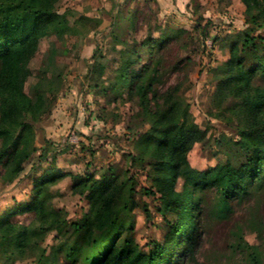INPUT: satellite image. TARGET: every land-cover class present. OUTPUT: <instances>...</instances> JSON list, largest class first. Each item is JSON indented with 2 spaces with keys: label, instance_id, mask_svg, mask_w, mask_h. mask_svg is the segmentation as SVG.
Listing matches in <instances>:
<instances>
[{
  "label": "rangeland",
  "instance_id": "rangeland-1",
  "mask_svg": "<svg viewBox=\"0 0 264 264\" xmlns=\"http://www.w3.org/2000/svg\"><path fill=\"white\" fill-rule=\"evenodd\" d=\"M57 9L67 16L70 30L42 41L25 84L32 95L41 82L39 89L53 104L35 122L37 151L23 170L15 175L0 164V216L33 199L35 179L46 169L55 166L64 175L45 192L44 216L15 213L14 222L36 228L39 235L27 252L0 258V264H81L70 249L77 235L74 223L87 217L90 201L88 191L74 188L72 175L100 177L109 167L136 189L128 213L140 247L147 250L164 240L167 221L159 210L160 194L147 193L155 189L151 158H139L138 144L151 125L149 111L164 107L169 94L204 132L188 154L197 170L225 160L232 141L239 139L241 100L220 92L218 66L228 58L223 43L251 27L243 0H59ZM161 34H168V40L155 55L140 53L153 75L148 107L128 91L106 90L128 45ZM98 63L105 65L101 76L93 70ZM182 187L180 180L176 189ZM202 197L196 219L202 232L177 264H249L253 251L264 264V188L233 200L225 213L216 189Z\"/></svg>",
  "mask_w": 264,
  "mask_h": 264
},
{
  "label": "trees",
  "instance_id": "trees-1",
  "mask_svg": "<svg viewBox=\"0 0 264 264\" xmlns=\"http://www.w3.org/2000/svg\"><path fill=\"white\" fill-rule=\"evenodd\" d=\"M243 1L251 27L223 43V48L229 49L228 58L218 66L220 92L241 100L239 139L232 141L225 160L197 170L188 154L203 140L204 132L190 120L187 107L179 106L169 94L164 107L149 111L151 125L138 144L139 158H151L155 189L150 188L147 193L160 194L159 210L167 221L164 240L154 241L147 250L140 247L128 213L136 189L134 184L126 186L120 181L112 167L100 177L77 173L72 175L73 186L88 191L90 201L87 217L74 223L77 235L70 249V256L79 258L81 264H177L193 249L202 232L196 219L203 192L216 189L219 209L225 213L233 200L241 201L264 188V0ZM58 2L0 0V164L15 175L37 151L35 122L53 104V99L39 89L41 82H37L32 95L25 90V84L31 75L30 62L42 41L70 30L67 16L57 9ZM167 38L168 34H161L157 39L150 36L140 44H129L116 79L106 90L135 94L147 108L153 75L150 62L143 63L140 53L143 50L149 57L155 55ZM93 70L101 76L105 65L98 63ZM256 80L259 84L255 86ZM40 156L45 159L47 152ZM63 175L58 167L46 169L35 179L33 199L0 216V258L27 252L39 232L14 222L13 216L18 211H35L44 216L45 192ZM180 180L183 187L177 190ZM169 214L174 218H167ZM249 264H262L257 251L249 255Z\"/></svg>",
  "mask_w": 264,
  "mask_h": 264
}]
</instances>
